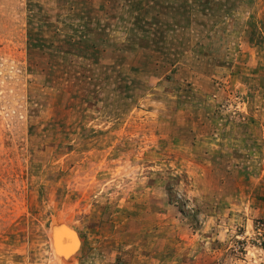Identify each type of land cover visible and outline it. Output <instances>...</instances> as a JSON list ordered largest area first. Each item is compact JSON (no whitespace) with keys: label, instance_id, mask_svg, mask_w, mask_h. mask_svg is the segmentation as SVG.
Instances as JSON below:
<instances>
[{"label":"rangeland","instance_id":"obj_1","mask_svg":"<svg viewBox=\"0 0 264 264\" xmlns=\"http://www.w3.org/2000/svg\"><path fill=\"white\" fill-rule=\"evenodd\" d=\"M0 264H264V0H0Z\"/></svg>","mask_w":264,"mask_h":264}]
</instances>
